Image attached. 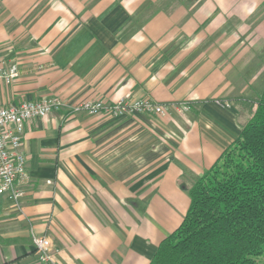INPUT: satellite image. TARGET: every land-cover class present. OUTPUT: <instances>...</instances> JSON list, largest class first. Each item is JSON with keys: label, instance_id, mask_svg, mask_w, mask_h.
<instances>
[{"label": "crops", "instance_id": "obj_1", "mask_svg": "<svg viewBox=\"0 0 264 264\" xmlns=\"http://www.w3.org/2000/svg\"><path fill=\"white\" fill-rule=\"evenodd\" d=\"M0 106L151 98L165 115L53 111L29 120V179L0 197V264H149L187 188L240 134L264 89V0H0ZM248 115V116H247Z\"/></svg>", "mask_w": 264, "mask_h": 264}, {"label": "trees", "instance_id": "obj_2", "mask_svg": "<svg viewBox=\"0 0 264 264\" xmlns=\"http://www.w3.org/2000/svg\"><path fill=\"white\" fill-rule=\"evenodd\" d=\"M252 117L187 188L182 223L149 264H264V89Z\"/></svg>", "mask_w": 264, "mask_h": 264}, {"label": "built area", "instance_id": "obj_3", "mask_svg": "<svg viewBox=\"0 0 264 264\" xmlns=\"http://www.w3.org/2000/svg\"><path fill=\"white\" fill-rule=\"evenodd\" d=\"M18 76L19 67L14 63L7 64L0 56V85L11 84ZM170 107L187 111L192 106L189 101L167 104L151 98L125 97L115 101L88 99L70 104L56 96L0 106V197L8 195L18 201L26 194L25 184L29 179V173L22 144L29 120L46 117L51 112L59 110H67L70 114L86 113L109 118H120L132 113L165 115ZM33 244L42 264H60L48 236L33 235Z\"/></svg>", "mask_w": 264, "mask_h": 264}, {"label": "rangeland", "instance_id": "obj_4", "mask_svg": "<svg viewBox=\"0 0 264 264\" xmlns=\"http://www.w3.org/2000/svg\"><path fill=\"white\" fill-rule=\"evenodd\" d=\"M252 115H253V114H252ZM247 116H248V115H247ZM251 117H252V116H251ZM251 117H250V118H251Z\"/></svg>", "mask_w": 264, "mask_h": 264}]
</instances>
